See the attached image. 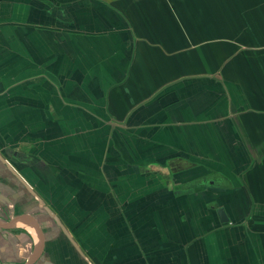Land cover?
I'll use <instances>...</instances> for the list:
<instances>
[{
    "label": "crops",
    "instance_id": "crops-1",
    "mask_svg": "<svg viewBox=\"0 0 264 264\" xmlns=\"http://www.w3.org/2000/svg\"><path fill=\"white\" fill-rule=\"evenodd\" d=\"M0 264H264V0H0Z\"/></svg>",
    "mask_w": 264,
    "mask_h": 264
},
{
    "label": "water",
    "instance_id": "water-1",
    "mask_svg": "<svg viewBox=\"0 0 264 264\" xmlns=\"http://www.w3.org/2000/svg\"><path fill=\"white\" fill-rule=\"evenodd\" d=\"M4 160H6V162L9 164V162L7 161V159H4ZM7 166H8V169H9L14 175H16L20 180H23V179H21L22 177H20V175H19L16 171H14L13 167H12L10 164L7 165ZM11 167H12V168H11ZM23 181H24V180H23ZM218 213H219V215H220V218H221L223 221H226V220H227V217H226V215H225L223 209H219V210H218Z\"/></svg>",
    "mask_w": 264,
    "mask_h": 264
}]
</instances>
